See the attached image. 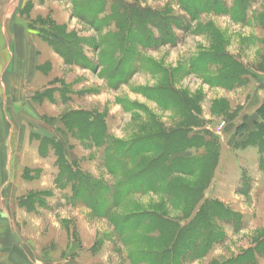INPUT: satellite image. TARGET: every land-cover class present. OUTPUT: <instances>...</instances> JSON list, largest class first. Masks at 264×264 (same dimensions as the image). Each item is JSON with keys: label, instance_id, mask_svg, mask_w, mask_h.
Masks as SVG:
<instances>
[{"label": "rangeland", "instance_id": "obj_1", "mask_svg": "<svg viewBox=\"0 0 264 264\" xmlns=\"http://www.w3.org/2000/svg\"><path fill=\"white\" fill-rule=\"evenodd\" d=\"M73 1L0 0V81L14 28L27 44L22 84L13 77L8 88L7 122L0 85V264H144L132 253L170 242L172 230L196 226L210 210L216 242L205 249V237L175 263L264 264V0H220L195 17L181 0H126L162 14L174 39L136 44L135 71L118 86L99 60L100 39L114 29L77 18ZM52 24L78 45L76 64L46 41L42 31ZM95 125L100 136L91 135ZM143 142L152 153L142 152ZM118 143L136 144L132 166L167 151L171 188L133 192L99 217L72 185L57 186L60 154L109 188L104 201L121 181L113 173ZM130 216L165 220L166 237L153 229L122 234L120 221Z\"/></svg>", "mask_w": 264, "mask_h": 264}, {"label": "trees", "instance_id": "obj_2", "mask_svg": "<svg viewBox=\"0 0 264 264\" xmlns=\"http://www.w3.org/2000/svg\"><path fill=\"white\" fill-rule=\"evenodd\" d=\"M219 2L220 0H181V5L185 11L195 17L198 15L200 7H205L206 12L215 11ZM73 4L76 17L90 26L99 30L114 29V31L109 30L107 34L102 36L99 43V48L102 49L101 58L99 59L100 67L104 68L102 73L110 85L124 84L135 71L133 64L135 52H133V49L136 44H140L145 48H155L172 44L171 41L174 39L171 37L170 23L164 21L162 14L128 4L126 0H74ZM245 4L247 5V3ZM51 28L50 31H42L46 41L63 56L67 63L76 64L77 58L83 55L79 54L76 42L65 32V29L57 27L55 24H52ZM153 29H156L159 35L163 37L155 38L152 35ZM166 36L168 38H165ZM91 128L93 130L91 135L94 133L95 136L94 131L99 133L98 136L101 135L100 131H97L100 129L98 126H91ZM169 140L170 147L172 145L171 138ZM183 141L187 146L190 143V139H184ZM52 145L54 147V144ZM117 145L118 148L115 151L118 160L114 162L113 173L120 176L121 181L116 186L120 189L117 191V188L114 187L111 199L104 201L100 197L104 195L102 193H107L109 188L102 186V184L95 185L91 178L80 174L79 170L66 160L64 154H60V174L56 179L57 186L63 188L64 183L72 185L76 198L82 199L89 205L91 204L90 208L96 211L99 217L108 216L110 210L121 206L133 192L137 194L149 191L158 193L162 191L163 187L165 189L171 188V183L166 186L164 180L173 174L170 170L172 168L171 164H166L168 160H165V158L167 159L170 155L167 151H156L159 153L157 160H142L139 165L132 166L135 159L139 157V152L135 150L136 144L126 145L125 147H120V143ZM145 146L143 153L153 152V150H149L148 144L144 142L140 144L141 148ZM55 149L58 150L56 147ZM96 186L98 187L97 190L95 189ZM203 206L200 208V213ZM221 209L223 211V208ZM207 214L209 217L207 218V215H204V218L196 226L178 227L180 230H172L170 242L165 241L166 238H164L161 245H155L159 248L138 249L132 253L131 258L144 257V259H141V263L144 264H176L177 257L180 258L182 255H186V252L191 254L196 251V248L199 249L198 246L204 242L205 237L207 239L204 242V248L207 249L216 242L215 238H217L216 227L213 226L212 222L216 215H214L213 210L208 211ZM132 219L138 220L131 221ZM158 221L147 219L144 216L126 217L120 221L123 229L122 234H127L135 229L144 231L153 229L159 233L161 238L166 237V226H162L165 220L164 222ZM126 226L128 228H123ZM194 254L196 257L202 255L198 252Z\"/></svg>", "mask_w": 264, "mask_h": 264}, {"label": "crops", "instance_id": "obj_3", "mask_svg": "<svg viewBox=\"0 0 264 264\" xmlns=\"http://www.w3.org/2000/svg\"><path fill=\"white\" fill-rule=\"evenodd\" d=\"M15 1L16 0H8L10 6H11V3H15ZM4 30H5V27H4ZM26 46L27 44L25 43L24 36L22 35V30L17 31L14 28L11 32V42H8L10 56L8 59L7 67L4 68V70L2 71V75H1V77H3L4 75V77H6L7 79H4L3 77L1 78V81H0V85L3 86V90H4V92L2 93V98L4 100L5 106L1 112L2 119H4V122H7V119L9 118L8 110L6 107V102L8 99L7 98L8 88L9 86L13 85V79H14L13 77L17 78V76H19L18 78L19 80L17 81V84L18 83L22 84V71L24 69V62H26V60L24 59V53L22 52V49L25 48ZM250 132L252 133V131ZM246 136L248 138L249 133H247ZM7 161L8 160H6L7 166H10L11 162L7 163Z\"/></svg>", "mask_w": 264, "mask_h": 264}]
</instances>
